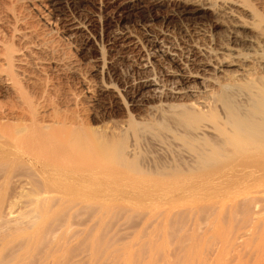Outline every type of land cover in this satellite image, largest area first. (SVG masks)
<instances>
[{
  "label": "rangeland",
  "instance_id": "1",
  "mask_svg": "<svg viewBox=\"0 0 264 264\" xmlns=\"http://www.w3.org/2000/svg\"><path fill=\"white\" fill-rule=\"evenodd\" d=\"M52 1L56 3L53 5ZM241 1L243 10L235 8L237 10L233 12L248 23L245 29L233 25L236 24L235 18L230 15V10L221 7L220 1L207 8L206 0H0V122H3L0 129L3 126L2 131L10 132L9 129L13 130L12 127L22 122L42 126L39 129L45 126L50 133L64 130L66 134L69 130L72 134L81 129L93 133V136L89 133L87 136L89 140L96 139L93 140L95 142L103 139L121 142L124 156L132 161L129 164L125 160L116 162L113 169L119 171L121 176H117L116 170L113 172L110 166L109 170L117 178L108 174L102 185H97L98 189L87 181L92 187L89 186L90 189L85 192L88 194L91 190L90 195L86 194L89 196L86 201L75 206L77 209L86 208L75 211L73 207L68 209L70 212L63 211L64 215L70 216L65 217L70 220L68 223L74 224L70 227L74 226L72 230H77V235L82 227L79 236L87 235L83 238L88 239H85L84 243L88 241L85 245L90 242L88 235L93 226L98 231L99 225L98 232L101 233L99 235L92 231L97 239L94 240L96 245L92 243L96 246L92 245L93 249L89 247L91 242L88 249L80 245L81 237L74 243H64L61 251L56 250H59L58 254L61 252L60 262L80 264L84 261L82 264H92L96 261L101 264V258L102 264H264V171H255L250 176L248 172L253 168H239L238 176L234 166L229 165L231 154L228 157V153L219 154L220 157L217 154L221 149L216 147L222 142V135L216 129L217 122L223 126L230 121L227 118L228 103L243 114L252 112L259 101L257 91L264 79V64L259 63L264 59V0ZM259 30L263 31V37L255 39ZM232 35L237 37V41L232 40ZM249 38L255 39V42ZM154 41H158V44ZM160 43L170 48L171 54L157 52ZM235 50L252 55L248 62L249 71L236 65L224 71L214 68L216 57L224 58L227 52L235 53ZM220 51L223 53H218ZM206 62L212 63V66L207 65V71H204L201 66ZM183 72L197 77L182 78L177 75ZM145 79L156 82L157 88L163 89V95H153L150 88L148 90L143 86ZM201 82L203 85H200ZM189 86L196 87L193 90L197 91L182 96L169 91L174 88L183 90ZM201 101L207 102L209 107H204V103L198 104ZM193 102L200 105L202 110H207L208 118L210 111L214 110L212 113L216 118L212 119L211 116L201 122L193 120L192 123H182L175 114L182 110L183 105L186 108L195 107ZM34 130L29 129L28 132ZM207 144L214 145L219 151L206 152L204 146ZM88 147L90 154H94V147ZM220 166L230 169L222 170L229 172L226 173L228 176L225 175L227 179L221 175ZM244 171L248 172L245 174ZM0 177V184L3 183L0 185L3 188L0 189L3 212L7 213L8 206L12 204L15 210L9 218H0V224L6 223L0 225V234L10 235H3L6 241L0 238V249L4 243L5 250L2 248L1 252L8 255L7 250H12L9 252L11 257L17 244L25 248L24 251L27 250L23 244L26 239L21 237L36 232L31 225L26 226L30 223L28 219L33 220L32 215H28L30 210L26 202L31 200L32 195L28 194H31L30 189L34 185L31 184L33 179L25 176L24 179H5L7 176L1 173ZM212 177L217 178L213 180ZM93 190L96 191L94 194ZM97 192H101L99 196H95ZM91 196L96 199L90 202L93 206H88ZM95 200L102 205L96 206ZM63 203V210L69 208L70 205L65 206L64 201L57 204L62 206ZM85 203L89 204L86 206ZM97 208L102 211L99 213ZM58 209L57 212L62 211V207ZM54 211L47 215L52 217L57 214ZM97 214H102V217ZM25 216L29 218L26 220ZM22 217L25 219L22 220ZM64 220L68 224L66 218ZM96 221H99L98 224ZM6 227L14 232L10 234ZM15 227L20 234L15 233ZM25 227L32 229L27 233ZM19 229L24 231L20 232ZM73 231L67 233L71 235ZM82 231L85 232L83 235ZM97 241L103 247L100 248ZM65 244L69 248L65 249ZM70 244L75 247L71 248ZM78 244L82 246L81 249ZM41 245L38 249L41 255H45L49 248ZM48 247L53 246L50 244ZM97 248L101 249L99 252L102 251V254H99L102 257L94 252ZM38 249L34 253L39 255ZM64 249L67 250L66 254L69 251L72 260L69 256V259L62 258ZM15 252H18V247ZM37 254L31 255L33 259L37 258L36 264H41L42 258V264L54 261L49 258L46 261V257L41 255L38 261ZM89 255L95 260H90ZM25 258L22 264L32 259L29 256L27 260ZM29 262L35 264L32 263L35 260Z\"/></svg>",
  "mask_w": 264,
  "mask_h": 264
},
{
  "label": "bare ground",
  "instance_id": "2",
  "mask_svg": "<svg viewBox=\"0 0 264 264\" xmlns=\"http://www.w3.org/2000/svg\"><path fill=\"white\" fill-rule=\"evenodd\" d=\"M216 1H220V2H222V5H221V7H224V8H226V9H228V10H230L229 11V13H230V15H232L234 18H235V23L236 24H233V21H232V24L233 25H235V26H237V27H239V28H243L244 27V29H245V27H248V23L246 22V21H244V20H242L240 17H239V15H237V14H234V10H237V9H235V8H239V9H242L243 10V6H241V4H242V1L241 0H206V5L208 4L209 6H207V8L208 7H213L214 5H216L215 4V2ZM53 2V1H52ZM244 2H245V0H244ZM55 3H56V1H55ZM54 2H53V5L55 4ZM60 3V2H59ZM244 4V3H243ZM245 4H247V3H245ZM53 5H51V6H53ZM205 5V4H204ZM205 5V6H206ZM213 5V6H212ZM48 6V5H47ZM58 6V5H57ZM245 6H248V5H245ZM234 7V8H233ZM243 7V8H242ZM246 8V7H245ZM52 9H54V8H52ZM57 9V8H56ZM55 10V9H54ZM58 10H59V8H58ZM61 10V9H60ZM239 11V10H238ZM237 11V12H238ZM52 12V11H51ZM233 12V13H232ZM243 12V11H242ZM250 13V12H249ZM228 15V14H227ZM251 15V14H250ZM229 16V15H228ZM253 17V16H252ZM233 18V19H234ZM260 19V18H259ZM258 19V20H259ZM262 19V18H261ZM229 21H230V19H229ZM264 21V20H263ZM261 23V22H260ZM232 25V26H233ZM250 27V26H249ZM260 27V26H259ZM255 29H257V28H255ZM197 30V29H196ZM261 30H262V28H261ZM233 31V30H232ZM257 31V30H256ZM260 31V30H259ZM237 32V31H236ZM240 32V31H239ZM234 33V32H233ZM237 34V33H236ZM240 34V33H239ZM239 34H238V36H239ZM263 31H260V32H258L257 33V36L255 35V39H256V37H260V36H262L263 37ZM230 35V34H229ZM240 36H241V34H240ZM229 38V37H228ZM231 38H232V40L233 41H237V37L235 36V35H232L231 36ZM156 39V38H155ZM240 39V38H239ZM241 39H243V37L241 36ZM250 39V38H249ZM254 39V40H255ZM150 40V39H149ZM253 39H250V41H252V42H255ZM155 42V44H158L156 41H154ZM163 42V41H162ZM231 42V41H230ZM241 42V41H240ZM153 43V42H152ZM235 43V42H234ZM164 44V43H163ZM239 44V43H238ZM235 46V45H234ZM234 46H232V48L234 47ZM168 47V46H167ZM182 47V46H181ZM252 47V46H251ZM200 48V47H199ZM232 48H231V50H232ZM158 49V50H157ZM156 50H157V52H161L163 55H169V54H171V51H169V49H167L166 48V46H164V45H162V43H160V45L158 46V48H157ZM171 49H172V47H171ZM203 49H204V47H203ZM207 49V48H206ZM150 50V49H149ZM188 50V49H187ZM190 50V49H189ZM199 50V49H198ZM230 50V51H231ZM219 51V50H218ZM235 51H237V50H235ZM155 52V51H154ZM196 52H198V51H196ZM153 53V52H152ZM218 53H223V52H218ZM210 54V53H209ZM224 54H225V52H224ZM223 54V55H224ZM152 55V54H151ZM159 55H161V54H159ZM173 55H174V53H173ZM177 55V54H176ZM188 55V54H187ZM153 56V55H152ZM162 56V55H161ZM161 56H159V57H161ZM181 56V55H180ZM207 56V55H206ZM177 57V56H176ZM179 57V56H178ZM185 57H187V56H185ZM251 58H252V55H250V54H247V53H243V52H241V51H237V52H235L234 53V51L231 53V52H227V54H225V57L223 58V57H216V61H217V63H216V65H215V69H217L218 71H224V69H227V68H229V67H232V66H238V67H242V68H246V69H244V70H248L249 71V67H250V65L248 64V62L249 61H251ZM163 59V58H162ZM171 59V58H170ZM177 59V58H176ZM176 59H175V61H176ZM209 59V58H208ZM213 59V58H212ZM211 59V60H212ZM11 60V59H10ZM164 60V59H163ZM167 60H168V58H167ZM171 61V60H170ZM169 61V62H170ZM197 61V60H196ZM206 61H207V59H206ZM210 61V60H209ZM215 61V62H216ZM166 62H168V61H166ZM165 62V63H166ZM211 62V61H210ZM210 62H206V63H203V66H201L202 68V70H204V71H207L206 70V66L207 65H211L212 66V63L210 64ZM214 62V61H213ZM263 63L264 64V59H261V61L259 60V63ZM171 63V62H170ZM201 63V62H200ZM251 63H253V61L251 62ZM257 63V62H256ZM259 65H261V64H259ZM171 66V65H170ZM248 67V68H247ZM188 68V67H187ZM213 68V69H214ZM3 71V70H2ZM172 72V71H171ZM200 72V71H199ZM202 72V71H201ZM193 73V72H192ZM196 73V72H195ZM213 73V72H212ZM1 75V74H0ZM177 75H179L180 77H182V78H184V77H197V75H194V74H187V73H179V74H177ZM147 76V75H146ZM199 76V75H198ZM142 77V76H141ZM156 77V76H155ZM200 78V77H199ZM2 79V78H1ZM11 79V78H10ZM14 79V78H13ZM152 79H154V78H152ZM158 79V78H157ZM143 80V79H142ZM202 80L203 81H207V79H203L202 78ZM141 81V80H140ZM194 81V80H193ZM16 82V81H15ZM142 82V81H141ZM188 82V81H187ZM12 83V82H11ZM14 83V82H13ZM130 83V82H129ZM140 83V82H139ZM177 83V82H176ZM16 84H17V82H16ZM20 84V83H19ZM195 84H196V82H195ZM262 84H263V86H262ZM132 85V84H131ZM157 83L156 82H154L153 80H149V79H145L144 80V84H143V86L144 87H148L147 89L149 90V88H150V90L153 92L152 94L153 95H155V96H157V97H161L162 95H163V89L161 90V89H158L157 88ZM200 85H203V82H201L200 83ZM128 86V85H127ZM138 86V85H137ZM142 86V87H143ZM181 86V85H180ZM195 86V85H194ZM15 87V86H14ZM17 87H19V86H17ZM139 87V86H138ZM141 87V88H142ZM201 87V86H200ZM135 88V87H134ZM161 88V87H160ZM164 88V87H163ZM194 88H196V87H193V86H189V88H184L183 90H180V88H179V90H174V89H176V88H174L173 90H169L171 93H173V94H180L181 96H182V94H187V93H190V94H194L197 90H193ZM202 88V87H201ZM203 88H204V86H203ZM166 89V88H165ZM197 89V88H196ZM199 90V89H198ZM202 90H204V89H202ZM201 90V91H202ZM137 91V90H136ZM166 91V90H165ZM205 91V90H204ZM16 92V91H15ZM133 92V91H132ZM142 92V91H141ZM8 93V92H7ZM144 93V92H143ZM151 93V92H150ZM165 93V92H164ZM170 93V94H171ZM257 97H259V99H257V100H259L258 101V103L256 104L255 103V106H254V108H253V110H252V112H248V113H246V114H243L240 110H238V108H236L235 106H233V105H231L230 103H228V100H225V102L226 103H228V108H229V112H228V116L229 117H227V118H230L229 120V123H225L226 125H224L223 124V126H221V125H219L218 124V122H217V125H216V129L218 130L217 132H220V134L222 135L221 136V139H222V142L220 141L219 143H220V145H218V146H216L218 149L220 148L221 150L219 151L218 149H216V147L214 146V145H210V144H207L206 146H204V149L205 150H207L206 152H212L213 153V151L214 152H216V151H219L218 152V154L217 155H223V153H228V155H227V157L229 156V153L231 154V157H229L230 158V162H229V165L231 164L232 166H234V171H235V174H236V172H237V170L239 171V168H241L240 170H244V169H249L250 170V168H253V170L251 171L250 170V172H248V171H244V173L246 174V172H248V174L250 175L251 173V175H253V172H255V171H260V170H263L264 171V79L262 80V82H261V87H259V90L257 91ZM142 94V93H141ZM147 94V93H146ZM23 95V94H22ZM134 95V94H133ZM145 95V94H144ZM189 95V94H188ZM143 96V95H142ZM141 96V97H142ZM151 97V96H150ZM21 98V97H20ZM202 103H204L205 105H204V107H209V105H208V103L207 102H205V101H201V103H198V104H202ZM1 104V103H0ZM196 102H193V106H195V107H193V108H191V107H187L186 108V106H184L183 105V108H182V110L181 111H179V113L177 112V114H175V115H178V120H180L182 123L184 122V123H186V122H189V123H192L193 122V120H195L196 122H198V120H200L199 122H201V120H208L211 116H213V113L212 112H215L214 110L211 112L210 110V113L212 114H210L209 116V118H208V113H206L207 112V110L205 111V110H202V108H200V105H198ZM2 105V104H1ZM192 105V104H191ZM2 107V106H1ZM191 108V109H190ZM30 109H31V107H30ZM29 109V110H30ZM197 111H196V110ZM213 109V108H212ZM211 109V110H212ZM27 110V109H26ZM35 111H36V109H35ZM240 111V112H239ZM251 111V110H250ZM32 112V111H31ZM176 112V111H175ZM24 113V112H23ZM33 113V112H32ZM31 114V113H30ZM207 114V115H206ZM215 115V114H214ZM20 116V115H19ZM216 116V115H215ZM215 116H213L212 117V119L213 118H216ZM33 117H34V115H33ZM32 117V118H33ZM218 117V116H217ZM18 118V117H17ZM31 118V117H30ZM35 118V117H34ZM38 118V117H37ZM212 119L210 120V121H212ZM32 121H33V119H31ZM176 120V119H175ZM217 120V119H216ZM192 121V122H191ZM9 122V121H8ZM14 122V121H13ZM19 122V121H18ZM180 122V123H181ZM196 122H194L193 124H196ZM213 122V121H212ZM216 122V121H215ZM0 123H3V122H0ZM31 123H34V122H31ZM188 123V124H189ZM34 124H36V123H34ZM230 124V127L228 126ZM6 125V124H5ZM39 125V124H38ZM43 125V124H42ZM46 125V124H45ZM63 125H65V122H64V124ZM7 126H8V124H7ZM11 126V125H10ZM9 126V127H10ZM38 127L37 129H36V127ZM33 125V124H31V125H29V124H26V122H22V123H18V124H16L14 127H12L13 128V130L11 131L10 129H9V131L10 132H8V130L7 131H2L3 130V126H2V128L0 129V175H1V173H2V176H7V177H5V179L6 178H9V179H13V178H11V177H14V178H16V177H18V179H20V178H23L24 179V176L25 177H29L30 179H33L31 182H33V183H31V184H33L34 186H32V185H30V187L32 186L33 187V189L31 190L30 189V191H31V194L29 193H26V194H28V196H30V195H32L29 199H31L30 201L25 197V199H27L28 200V202H26L27 203V209H28V206H29V209H28V215H32V217L31 218H33V220L31 219V221H30V219H28L29 218V216L28 217H26V220L28 219L29 220V222L31 223H27L26 224V226L27 225H31L32 227H33V230H36V232H33V230H32V234L30 233V234H26V233H24V235L26 234V236H22L21 238H24V239H26L24 242L25 243H23L22 241V243L24 244V246L27 248V250L26 251H24V249H22L21 248V246H20V244H17V245H15V246H17L18 247V252H15V249H16V251H17V247L15 248L14 247V250H13V252H12V254H11V257L9 256L10 254H9V252L11 253V251H9V250H7V252H8V255H6L5 253V255L8 257H4V258H6L7 260H9V261H6L4 258H3V256H5L4 254H3V252H1V250L3 251V249H4V246H3V244H2V248L0 249V252L2 253V260H5V261H2L1 259V261H0V264H9L10 262H14V264L16 263H18L19 262V264H22V263H24V262H22V261H25L23 258H25L26 256H27V258H25L26 260L28 259V256H29V259H30V257L32 258V254H37V252H35L34 253V250L35 249H38V246L39 245H41V244H43L44 245V243H49L48 244V246L51 244V246H53L52 248L51 247H48V246H46V248L48 249H50L51 248V250H49V252H48V250H47V253H44L43 251H44V249H43V247L45 248V246H43V245H41V246H43L42 247V252L45 254V255H41V253H40V249H38L37 251H39V255L37 256L38 257V261L44 256V257H46V261H47V259L49 258L50 260H54V261H52V262H50L51 264L53 263H57V262H60V259H59V256L61 257V255H59L58 254V252H59V250L61 251V249L63 248V246H64V243H67V245L69 244V243H74L73 241H79V240H77V239H79L80 237L82 238H80V241H82V243L80 244V242H77V243H79L80 245H85V243H87V242H85L84 243V241H86V240H88L86 237H87V235H83L86 231V228L88 227V226H90V225H86L87 227H85L84 229V233H83V231H82V235H83V237L82 236H79L80 234H81V229H82V227L78 230V231H80V234L79 235H77V233H79V232H76L77 230H76V228H75V232L72 230V228H74V226L73 227H70L71 225H74V224H70V223H68L70 220H67V217H65V216H68V217H70L69 215H64L65 213L63 212V211H69L68 209H71V208H73V207H75L76 205L78 206V204H80L82 201H86V198H88L89 196H87V195H90L89 193L91 192V190L88 192V194L85 192V190H89L90 188H89V182L90 183H93L92 184V186L95 184V187H96V189H98L99 188V186H100V184L102 185V183H103V179H105V177L109 174V176H112V177H114L116 174H117V176L118 175H120L118 172L119 171H117L115 168V172H116V174L115 175H113L111 172H112V170H113V172H114V169H113V167H114V165L116 164V162H119V160H125V162H127V164H129L130 162H132V161H129V160H127V158L124 156V152H123V150H124V145L121 143V142H117V141H112V142H108V141H104V139L102 140V139H100V140H102V141H98V142H95V141H93V140H96V139H91V140H89V138H88V133H89V135L91 134H93V133H91V132H87V131H83V130H77L76 132L74 131H72L73 133L71 134V132H69V130L66 132V134H65V131L63 130V132H62V130H60V129H58V130H60L61 131V133H63V134H61L60 133V131L58 132V133H54L53 131H52V133H50V131L48 130V128L47 127H45L44 126V128H45V130H44V128H42V129H39V128H41V127H39V126H37V125ZM49 126H51V124L49 125ZM52 126H54V125H52ZM215 126V125H214ZM213 126V127H214ZM228 126V127H227ZM64 128H66L67 126H63ZM32 128H33V130H34V128H35V130L32 132H28V130L30 129V130H32ZM50 128V127H49ZM59 128V127H58ZM5 129V128H4ZM47 129V130H46ZM53 128H51V130H52ZM63 129V128H62ZM73 129V128H72ZM71 129V130H72ZM78 129V128H77ZM54 130V129H53ZM55 130H57V129H55ZM66 130V129H65ZM70 130V131H71ZM49 131V132H48ZM57 132V131H56ZM95 133V132H94ZM217 134H219V133H217ZM93 136V135H92ZM91 137V136H90ZM95 138V137H94ZM93 141V142H92ZM90 146V147H94V149H95V151H93L94 152V154H90V151H89V147L88 146ZM88 147V148H87ZM93 149V148H92ZM205 151L203 152L204 154L206 153ZM202 153V152H201ZM202 153V154H203ZM219 155V156H220ZM224 156H226V155H224ZM223 156V157H224ZM220 157H222V156H220ZM226 157V158H227ZM235 158V160L233 159V158ZM229 158H228V160H229ZM218 159H220V158H218ZM237 159V160H236ZM106 160V161H105ZM217 161V160H216ZM218 161H220V160H218ZM225 161L227 162V160L225 159ZM227 162V163H228ZM220 163V162H219ZM223 163H224V161L221 163V165H223ZM127 164H125V165H127ZM112 167V170L110 171L109 169H111V168H109V167ZM225 166V165H224ZM224 166H222V167H224ZM221 167V166H220ZM222 167H221V175L224 177V178H226L227 179V177L226 176H228V175H226V173H227V171H225L226 173H224V172H222V170H225V169H227V168H224V169H222ZM226 167H228V166H226ZM236 167H238V169L236 168ZM116 168H118L117 166H116ZM219 168V167H218ZM230 168V167H229ZM107 170H109L110 172L109 173H107L108 171ZM218 170H220V169H218ZM228 170V169H227ZM230 170V169H229ZM228 170V171H229ZM23 171V172H22ZM232 171V170H231ZM263 171H261V173L263 172ZM217 172H219V171H217ZM241 172V171H240ZM243 172V171H242ZM223 173V174H222ZM239 172H237V174H238ZM112 174V175H111ZM214 174H217L216 172L214 173ZM227 174H229V172L227 173ZM258 174V173H257ZM209 175V174H208ZM207 175V176H208ZM211 175H213V173L211 174ZM220 174H219V176L220 177H222ZM226 175V176H225ZM250 175V176H251ZM254 175H256V174H254ZM260 175V174H259ZM262 175V174H261ZM23 176V177H22ZM108 176V177H109ZM121 176V175H120ZM206 176V177H207ZM210 176V175H209ZM214 176H217V175H214ZM230 176V175H229ZM234 176V175H233ZM233 176H231V177H233ZM236 176V175H235ZM234 176V177H235ZM238 176H239V174H238ZM237 176V177H238ZM242 176H245L244 174L242 175ZM247 176V175H246ZM116 177V176H115ZM114 177V178H115ZM233 177V178H234ZM254 177V176H253ZM256 177H258V176H256ZM262 177V176H261ZM261 177H259V178H261ZM1 178V177H0ZM26 178V179H27ZM117 178V177H116ZM207 178H209V177H207ZM211 178V177H210ZM213 178V180H215L216 178H214V177H212ZM230 178V177H229ZM236 178V177H235ZM242 178V177H241ZM18 179H17V181H18ZM120 179V178H119ZM225 179V180H226ZM256 179V178H255ZM262 179V178H261ZM2 180H4V179H2ZM15 180V179H14ZM72 180V181H71ZM115 180V179H114ZM117 180V179H116ZM208 180V179H207ZM211 180V179H210ZM218 180V179H217ZM219 180H221L220 178H219ZM235 180V179H234ZM263 180V179H262ZM22 181V180H21ZM76 182V183H73V182ZM85 181H86V183H85ZM87 181H89L88 183H87ZM241 181V180H240ZM243 181V180H242ZM248 181V180H247ZM246 181V182H247ZM253 181H255L254 179H253ZM259 181V180H258ZM264 181V180H263ZM11 182V181H10ZM72 182V183H71ZM113 182V181H112ZM211 182H212V180H211ZM237 182H238V180H237ZM9 183V182H8ZM15 183V182H14ZM21 183V182H20ZM30 183V182H29ZM258 183V182H257ZM1 184H3L2 182H1ZM0 184V185H1ZM77 185V186H75V185ZM86 184H88V189H86L85 188V185ZM247 184V183H246ZM19 185V184H18ZM21 185V184H20ZM19 185V186H20ZM97 185H99V186H97ZM17 186V185H16ZM22 186V185H21ZM20 186V187H21ZM24 186V185H23ZM87 186V185H86ZM92 186H90V187H92ZM2 187V186H1ZM12 187V186H11ZM25 187V186H24ZM94 187V186H93ZM98 187V188H97ZM102 188V187H101ZM101 188H100V190L99 191H101ZM1 189V188H0ZM3 189V188H2ZM1 189V190H2ZM4 189H6V188H4ZM12 189V188H11ZM22 189V188H21ZM95 189V190H96ZM24 190H26L25 188H24ZM93 190V194L96 192V191H98V190ZM6 191V190H5ZM14 191V190H13ZM22 191H23V189H22ZM27 192V191H26ZM1 193V192H0ZM3 193H4V191H3ZM7 193V192H6ZM16 193V192H15ZM99 193H101V192H99ZM99 193L97 192L96 194L97 195H95V196H99ZM9 194V193H8ZM11 194H12V192H11ZM18 194V193H17ZM25 194V193H24ZM87 194V195H86ZM93 194H91V195H93ZM1 195V194H0ZM23 196V195H22ZM86 196V197H85ZM3 197V196H2ZM12 197V196H11ZM10 197V198H11ZM9 198V197H8ZM9 198V199H10ZM13 198H14V195H13ZM15 198H17V197H15ZM98 198V197H97ZM100 198V197H99ZM99 198H98V200H99ZM252 198V197H251ZM3 199V198H2ZM1 198H0V200H2ZM5 199V198H4ZM21 199H23V198H21ZM20 199V201L22 202V200ZM91 199V200H90ZM90 199H89V203L93 200V199H96V197L94 198L93 197V199H92V196L90 197ZM101 199V198H100ZM249 199V198H248ZM66 203L65 204V206L66 205H70L69 206V208H67L66 207V209H64L63 210V208H65V207H63V205H64V203L62 204V206H61V204H57V203H62L63 201ZM245 200V199H244ZM3 201V200H2ZM2 201H0L1 203H2ZM26 201V200H25ZM88 201V200H87ZM101 201V200H100ZM254 201H256V200H254ZM11 201H9L8 202V204L10 203ZM95 203L94 204H96V206H98L99 205V207L102 205V204H100L99 203V201H98V203L96 202V200L94 201ZM0 203V218H5V219H7V217L9 216V215H13V213H14V211H13V209H12V207H13V204L11 205V206H8L9 207V209H5L6 211H8L7 213H4L3 212V208H2V204ZM82 203H84V202H82ZM87 203V202H86ZM86 203H85V205H86ZM88 203V204H89ZM250 203V202H249ZM248 203V204H249ZM3 204H4V202H3ZM23 204V205H24ZM87 204V205H88ZM4 205H6V204H4ZM3 205V206H4ZM55 205H57V206H59V207H56ZM73 205V206H72ZM84 205V204H83ZM86 205V206H87ZM90 205H92L91 203L88 205V206H90ZM62 207V211L60 210L61 209V207ZM76 206V207H77ZM93 206V205H92ZM95 206V205H94ZM8 207H6V208H8ZM10 207H11V209H10ZM24 208H25V206H23ZM55 207H56V209H55ZM75 207V208H76ZM83 207H85V206H83ZM83 207H79L80 209L82 208L83 209ZM22 208V207H21ZM58 208H60V209H58ZM74 208V209H75ZM78 208V209H79ZM86 208V207H85ZM90 209L92 208V207H89ZM102 208V207H101ZM23 209V208H22ZM57 209L58 210H60L59 212H57ZM78 209L76 208V210L75 211H78ZM4 210V211H5ZM52 210L54 211V210H56V211H54V213L55 212H57V214L55 213V214H53V216H55V217H49L47 214H49L50 212H52ZM93 210H94V207H93ZM97 210H99V208H97ZM20 211V210H19ZM100 211H102V209H100L99 210V213H100ZM22 211H20V213H21ZM63 212V213H62ZM70 212V211H69ZM74 212V211H73ZM96 212V211H95ZM98 212V211H97ZM96 212V213H97ZM77 213V212H76ZM83 213V212H82ZM51 214V213H50ZM66 214H68V212H66ZM79 214V213H78ZM95 214V213H94ZM17 215H20V214H17ZM16 215V216H17ZM23 215V214H22ZM102 215V214H101ZM101 215H98L97 214V216L99 217V216H101ZM10 216V217H11ZM82 216V215H81ZM14 217H15V215H14ZM18 217V216H17ZM64 217V218H63ZM73 217V216H72ZM74 217H76V215L74 216ZM79 217V216H78ZM95 217H96V215H95ZM102 217V216H101ZM2 218V219H3ZM9 218V217H8ZM19 218V217H18ZM23 218V217H22ZM66 218V221H67V223L68 224H70V225H68V224H65V219ZM5 219H4V221H5ZM25 218H23L22 220H24ZM70 219V218H69ZM76 219V218H75ZM9 220V219H8ZM3 221V220H2ZM15 221H17V220H15ZM93 221H94V219H93ZM100 221V220H99ZM99 221H96L95 223H97V222H99ZM0 222H1V219H0ZM6 222V221H5ZM24 222V221H23ZM74 222V221H73ZM73 222H71V223H73ZM79 222V221H78ZM84 222V221H83ZM4 223V222H3ZM3 223H1L0 225H2ZM7 223H10L9 221H7ZM15 223V222H14ZM13 223V224H14ZM17 224H18V222H16ZM25 223V222H24ZM94 223V222H93ZM94 223V224H95ZM4 224H6V223H4ZM4 224H3V226H4ZM16 224V225H17ZM75 224H77L76 223V221H75ZM84 224H86L85 222H84ZM98 224V223H97ZM100 224V223H99ZM101 224H102V222H101ZM8 225V224H7ZM11 225V224H10ZM15 225V226H16ZM2 226V227H3ZM6 226V225H5ZM12 226V225H11ZM20 226H22V225H20ZM25 226V225H24ZM67 226V227H66ZM82 226V225H81ZM9 227V226H8ZM17 227V226H16ZM15 227V228H16ZM36 227V228H35ZM80 227V226H79ZM92 227V226H91ZM90 227V228H91ZM94 227V226H93ZM92 227V229L93 230H95L94 232H97L98 234L99 233H101V232H98V231H100L99 229V225H98V231L96 230L97 229V227H96V229H95V227L93 228ZM7 228V227H6ZM25 228H27L26 230H25V232H27L28 233V231L29 230H31V229H29L28 230V228L29 227H25ZM70 228V229H69ZM5 229V228H4ZM10 229V228H9ZM8 228L7 229H5V230H9ZM13 229H14V227H13ZM24 229V228H23ZM2 230V229H1ZM16 230H17V228H16ZM53 230V231H52ZM68 230H71V231H68ZM83 230V229H82ZM91 230V229H90ZM92 230V231H93ZM102 230V229H101ZM2 231H4V230H2ZM1 231V232H2ZM10 232H11V230H9ZM19 231H20V229H19ZM22 231V230H21ZM20 231V232H21ZM24 231V230H23ZM22 231V232H23ZM73 231V234L71 233V235H69L67 232H72ZM92 231H90L91 232V234H89L88 232H86V234L88 233L89 235H88V237H90L89 239H90V244L88 243V245H85L86 246V249H88L87 248V246H89L90 248H92L93 249V247H92V243L94 242V240H97L95 237H94V233L92 234ZM5 232V231H4ZM4 232H2V233H4ZM14 232V231H13ZM13 232H11L10 234H12ZM18 232V230L15 232V233H17ZM31 232V231H30ZM14 233V234H15ZM19 233V232H18ZM59 233V234H58ZM97 233H95L97 236H98V234ZM20 234V233H19ZM22 234V233H21ZM62 234V235H61ZM3 235L4 234H0V238L1 239H4V237H3ZM6 235V236H5ZM4 236L5 237H7V236H10V235H7V234H5ZM23 235V234H22ZM60 235V236H59ZM69 235V236H68ZM91 235H93V237L95 238H93V240L91 241ZM95 235V236H96ZM100 235V234H99ZM11 236H13V238H14V235H11ZM59 236V237H58ZM84 236H86L85 237V239L83 240V238H84ZM79 237V238H78ZM10 238V237H9ZM17 238V237H16ZM16 238H14V239H16ZM20 238V239H21ZM72 238V242L70 241V239ZM74 238H76V239H74ZM13 239V240H14ZM24 239H21V240H24ZM7 239H4V241H6ZM8 240H10V239H8ZM17 240V239H16ZM19 240V239H18ZM17 240V241H18ZM3 241V240H2ZM2 241H1V243H2ZM16 241V242H17ZM99 242H100V239L98 240ZM98 241H97V245H98ZM15 242V241H14ZM7 243H9V242H7ZM7 243H5L6 245H7ZM17 243H19V242H17ZM77 243H75L74 245L76 246V244ZM101 243L103 244L104 242H102V239H101ZM100 243V245H98L100 248L101 247H103V245ZM9 244H11V242L9 243ZM8 244V245H9ZM77 245L78 247L80 246V245ZM94 244L96 245V243L94 242ZM1 245V244H0ZM20 246V248H19V246ZM95 245H93V246H95ZM23 245H22V247H24ZM71 246H73V245H71L70 244V247ZM75 246H73V247H75ZM81 246V247H82ZM84 246V247H85ZM146 246H148V245H146ZM1 247V246H0ZM11 247V246H10ZM13 247V246H12ZM62 247V248H61ZM65 249H67V247L69 248V246H66V244H65ZM81 247H79L80 249H81ZM83 247V248H84ZM96 247V246H95ZM94 247V248H95ZM98 247V248H99ZM40 248V247H39ZM45 248V249H46ZM72 248V247H71ZM70 248V249H71ZM82 248V249H83ZM89 248V250H92V249H90ZM97 248V249H98ZM8 249V248H7ZM9 249H11V248H9ZM13 249V248H12ZM22 250V251H19V250ZM53 249H55V250H53ZM57 249H59L58 250V252L56 251ZM65 249L62 251L63 252V254H64V257H62V258H64V260H65V258H67V259H71L72 260V256L70 257V255L71 254H69V251H68V254H66L67 253V250L65 251ZM69 249V250H70ZM79 249V250H80ZM85 248H84V251L86 250ZM96 249V251H94L95 253L96 252H98V254L100 253V254H102V251H100L99 252V250H101V249H98L97 250ZM103 249V248H102ZM5 250V249H4ZM36 251V250H35ZM64 251H65V253H64ZM71 251V250H70ZM92 251V252H93ZM30 254H29V253ZM33 252V253H32ZM86 252H87V250H86ZM90 253H91V251H89ZM89 252L87 253V254H89ZM42 253V254H43ZM71 253V252H70ZM77 253V252H76ZM25 254H29V255H26V256H24ZM63 254H62V256H63ZM98 254H95V256L97 255V257H98ZM100 254H99V257H102V255L100 256ZM1 255V254H0ZM42 257H41V256ZM75 255V254H74ZM39 256L41 257V258H39ZM67 256V257H66ZM68 256H69V258H68ZM78 256V254L74 257V258H76ZM81 256H83V255H81ZM23 257V258H22ZM35 257H36V255H35ZM34 257V258H35ZM21 258V259H20ZM88 258H90V260H93L91 257H90V255H89V257ZM44 258H42L41 260H43ZM59 259V260H58ZM80 259V258H79ZM31 260H35V262H32V263H35L36 264V261H37V258H35V259H30V260H27L26 261V263L27 264H29V263H31V262H29V261H31ZM40 260V263L42 264L43 262ZM55 260H58L57 262L55 261ZM74 260V259H73ZM75 260H77V259H75ZM81 260V259H80ZM95 260V259H94ZM102 259L100 258V262L99 263H101L102 264V261H101ZM17 261V262H16ZM45 261V260H44ZM99 261V260H98ZM22 262V263H21ZM63 261L61 260V262H60V264H67V262H64V263H62ZM70 262H73V261H70ZM77 262V261H76ZM84 262V261H83ZM83 262H81L80 264H82ZM88 262V261H87ZM89 262H91V261H89ZM96 263V261H93L92 262V264L93 263ZM11 263V264H12ZM39 262H37V264H38ZM49 263V261L48 262H46V264H48ZM58 264V263H57ZM70 264V263H69ZM72 264V263H71ZM87 264H91V263H87ZM97 264V263H96Z\"/></svg>",
  "mask_w": 264,
  "mask_h": 264
}]
</instances>
